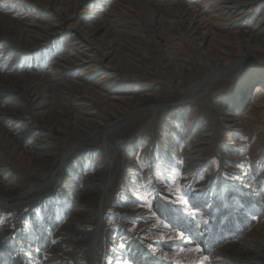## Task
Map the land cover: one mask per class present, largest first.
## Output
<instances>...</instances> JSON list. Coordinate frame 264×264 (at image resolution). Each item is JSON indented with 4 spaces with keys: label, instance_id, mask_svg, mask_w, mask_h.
I'll list each match as a JSON object with an SVG mask.
<instances>
[{
    "label": "rangeland",
    "instance_id": "obj_1",
    "mask_svg": "<svg viewBox=\"0 0 264 264\" xmlns=\"http://www.w3.org/2000/svg\"><path fill=\"white\" fill-rule=\"evenodd\" d=\"M74 1L82 0H55V4L84 27L119 13L114 18L118 29L136 31L125 20L134 22L137 12L124 1L83 0L78 6ZM179 1L190 9L195 6L196 12L203 10L201 16L210 14L217 16L216 22L226 23L223 17L228 14L219 8L229 0ZM42 3L0 0V195L13 198H0V264H8V251L19 253L25 263L31 258L30 264H88L98 226L95 264H129L130 260L134 264H263L264 94L254 102L252 88L264 79V63L238 77L218 79L181 104L184 90L211 70L206 67L211 60L196 48L200 41L163 31L167 60L175 57L178 65L164 61L161 52L144 51L156 57V66L146 70H152L153 77L130 79L122 70L115 74L118 86L130 95L157 93L135 110L118 114L83 101L91 103L87 113L81 100L57 86L63 81L79 82L86 73L77 70L65 75L67 69H57L59 60L68 53H81L89 61L85 65L90 69L88 83L97 80L105 63L94 59L95 51L83 54L77 49L83 39L73 28L55 37L46 35L42 44L32 42L22 31L26 23L48 26L57 23L60 14ZM251 10L249 18L240 19L242 24L247 22L245 30L230 24L223 31L212 29L220 38L231 32L264 30V0L255 1ZM10 21L15 27H7ZM103 34L95 35L96 40L103 41ZM243 50L238 57L250 56V51L259 55V49H250L249 44ZM127 53L131 56L126 63L136 64L138 56L132 50ZM52 111L70 113L72 126L57 127L61 133L53 131L48 143L42 137L45 129L31 116L43 113L36 118L52 121L48 117ZM74 115L79 118L76 125ZM84 120L92 123V129L83 126ZM85 129L91 130L89 136L63 161L79 139V130ZM120 143L118 159L107 176L103 174L107 144ZM48 150L50 155L44 156ZM59 169L58 183L22 195L32 185L58 175ZM90 175L95 188L88 182ZM161 203L171 210L162 216L156 212ZM29 234L31 243L23 250V238Z\"/></svg>",
    "mask_w": 264,
    "mask_h": 264
},
{
    "label": "bare ground",
    "instance_id": "obj_2",
    "mask_svg": "<svg viewBox=\"0 0 264 264\" xmlns=\"http://www.w3.org/2000/svg\"><path fill=\"white\" fill-rule=\"evenodd\" d=\"M44 1L45 3H42V7H53V9H56V11L60 14L57 19V23H50L51 25L48 26H46L47 24L44 25L41 23H26V27H24L22 31H24L28 37L29 35L31 36L32 42L35 41L37 44H42V42L47 38L46 35H51L55 37L57 34L60 33L61 30L73 28L74 32L79 35L78 37H81L83 39L80 44H76L77 49L83 52V54H89L90 52L95 51L97 54H93L94 59L100 60L101 63H105V68L99 71L97 80L93 83H88L89 77L87 74L90 73V69L89 67H85V65L86 63H89V61L82 59L81 53H68L62 55L59 60V65L57 69H59L61 66L64 69H67L68 71H65L63 69V71H65V75L77 70L86 73H83L84 75L80 76L79 79H77V81L79 82L65 83L63 81L57 86L61 87L64 93L76 96L78 100H81L79 101V104L83 106L82 108L87 109V113L90 112L92 106L91 103L87 104L83 101H90L93 104L96 103L98 105H101L103 111H105L106 113L111 111L113 114H118V112L124 110H135L138 106L146 102L150 97L157 93L148 92L141 96L130 95V92L128 90L121 88V86H118V83L115 79V74L118 70H122L129 75L130 79L134 77L144 79L151 78V76L153 77L151 72L152 70H146L152 69V66H154L156 63V57L147 55L144 51L153 50L154 52L152 53L161 52L164 61L167 60L168 55L165 54V49L167 50V48L164 49V46H166L164 44V41L167 38V33L162 34L163 31H166L169 34L175 33V35L177 34L178 37L179 34H181L183 37L185 36V38H188L193 43L198 44V41H200V44L196 45V48L198 50L205 51L206 55L209 56L211 60V62L206 66L208 68L210 67L209 69L211 70L203 73L198 80L194 81L192 85L188 87V89L184 90L186 94L183 96L184 101H182L181 104H186L188 100L193 99L202 90H208L209 86L216 82L218 79H232L238 77L240 75L245 74L246 72L251 71L252 69H254V67L264 63V54H260V51H262L261 49L264 50V44H262L264 43L262 42L264 41V30L260 31L257 29V32H251L252 34L245 31L231 32L226 36L223 35L222 38H220V35H216V33L214 32V30L223 31L227 27L226 24H230V26H242L243 30L247 29V22H245V24H242L240 22V19L242 16L248 17L247 15H252L251 8L254 6V2L257 0H229V2H227L228 4L219 8L222 14H228L223 17V21L226 23L216 22L215 20H217V16L211 17L210 14L207 15L205 13L206 15H202V17L199 13L204 14L203 10L196 12L197 10L195 6L190 9L179 0H177V2H169L171 0H165L166 4L170 5L172 10L167 9V5H165L162 0V3L159 2L160 0H121L129 4L130 7H133L137 12V14H134V16L132 17L134 19V22H128L125 20V23L128 26L131 27L133 24L135 25L136 31L134 32L118 29V26H120V24L117 23L116 20H114L115 17H120V14L117 11L115 12L118 14L111 15V19L105 18L100 24L88 26L87 28L84 27V25L82 24L76 23L73 20L72 15L68 14L62 6H58L57 4H55V0ZM82 1H74L75 6L80 5ZM39 2H41V0H39ZM204 7L205 4L202 3L200 8L203 9ZM28 26L31 27L28 28ZM7 27L11 28L15 27V25L13 22L10 21L7 24ZM102 31L104 32V40L97 41L95 35ZM122 36H126L127 38H129L130 42L132 43L124 40ZM127 43H130V46L127 45ZM201 44L202 47L199 49V46ZM246 44L250 45V49H259V55L257 53H253V51H250L252 53L250 56L245 55L242 57H238L241 51L244 52L243 48ZM118 49H120V54L118 53ZM128 49L132 50L138 56V59L136 61L142 66L141 68L137 66V63H126L127 61H129V57L131 56V54L127 53V51L130 52V50ZM98 53H100V55ZM114 53L115 56L113 58H110V60L106 62L108 57H111V55H113ZM125 56L127 57L124 60L123 58ZM170 60L174 61V65H178V63H176L177 59L175 57H170ZM172 67L173 66L168 65V68L171 69ZM58 74H60V72H58ZM254 89L256 90L253 98L255 102L256 100H259L260 97H262V95L264 94V79L254 85V87L252 88V92ZM29 99L31 101V95H29ZM41 114L34 113L31 117H35L34 123L39 122L40 127L45 129L42 133V137L43 140H46V142L48 143V139L54 134L53 131H55L57 134L61 133V131L58 130L57 127L65 126L66 128H68L72 126V119L70 113L68 112H62L61 114L63 115H60V113L57 114L53 113L52 111V114H49L48 117H50L53 122L45 121L43 118L40 119V117L36 118V115L39 116ZM74 117L75 118L73 121L74 125H76V121L79 118L77 117V115H74ZM23 119L31 118L24 116ZM83 126L92 129V123L87 120H84ZM90 131L87 132L86 129L85 131L79 130V139L76 140L75 146L69 147L67 152L64 154L63 161L71 154V152L75 149L76 145L80 141L85 140L87 136H89ZM134 142L135 141L131 142L128 146L130 151H132L134 148ZM52 146H54V144ZM52 146L50 147L52 148ZM50 147H48V149H50ZM119 147H121V143L118 145L116 144V146H110L107 144L106 148L108 149V158L105 159L106 170L103 174L108 176L112 172L113 165L118 159L117 151ZM48 152L49 153L43 155H50L49 150ZM127 154L130 155V153ZM61 175L62 169H59L58 175L52 174L48 181L32 185L29 189H27V191L22 193V195H28L35 189L40 190L41 188L46 187L51 182L58 183L62 177ZM88 182L95 188L94 175H90ZM103 196L104 191H102L101 193V197ZM0 198L11 199L12 197L5 198L0 195ZM100 231L101 229L98 226L96 233L92 237L91 247L88 253V264H95L96 262L99 248ZM262 250H264V246L262 247ZM240 259H243V257L241 256Z\"/></svg>",
    "mask_w": 264,
    "mask_h": 264
},
{
    "label": "trees",
    "instance_id": "obj_3",
    "mask_svg": "<svg viewBox=\"0 0 264 264\" xmlns=\"http://www.w3.org/2000/svg\"><path fill=\"white\" fill-rule=\"evenodd\" d=\"M156 208H157V213L158 214H160L161 216L164 214V211L165 212H170L171 210H170V206H168V205H166V204H164V203H161V205L160 204H157L156 205ZM44 238H42V240H43ZM30 240H31V234H29V236L28 235H25L24 236V238H23V244H24V246H25V249H23V250H26V248L28 247V245L31 243L30 242ZM48 244H49V241L47 242ZM201 248H202V246H200ZM122 249L123 248H120L119 249V252H121L122 251ZM202 250V249H201ZM28 251V250H27ZM3 256H6V255H3ZM7 257H8V259H9V261H8V264H30V262H32V260H29V259H31V258H29L28 260H27V262L25 263V261H24V259H22V258H20V257H22L19 253H14L13 251H8L7 252ZM26 260V259H25ZM129 264H134V261H132V260H130L129 261Z\"/></svg>",
    "mask_w": 264,
    "mask_h": 264
}]
</instances>
